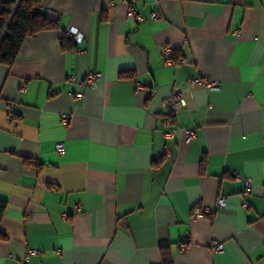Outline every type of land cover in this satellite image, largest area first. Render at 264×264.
<instances>
[{
    "label": "crops",
    "instance_id": "crops-1",
    "mask_svg": "<svg viewBox=\"0 0 264 264\" xmlns=\"http://www.w3.org/2000/svg\"><path fill=\"white\" fill-rule=\"evenodd\" d=\"M41 10L57 28L0 64V264H264V0H43ZM71 27L85 41L64 50ZM90 73L103 74L93 90L80 85ZM196 78L219 88L190 86ZM174 92L184 106L169 127ZM203 207L213 215L192 220Z\"/></svg>",
    "mask_w": 264,
    "mask_h": 264
},
{
    "label": "built area",
    "instance_id": "built-area-1",
    "mask_svg": "<svg viewBox=\"0 0 264 264\" xmlns=\"http://www.w3.org/2000/svg\"><path fill=\"white\" fill-rule=\"evenodd\" d=\"M143 13L139 10H137L134 6H131L128 14L129 20L136 21V22H142L143 21ZM160 18V14L154 13L152 15L153 20H158ZM66 36L73 40L77 45L82 44L85 41V36L84 34L76 27H71L67 30ZM172 55V50L171 49H166L163 53V61L165 66H169L173 64V60L171 59ZM183 65H189L188 62L185 60L181 62ZM103 74L101 73H90L86 76V78L83 80L82 83H80L81 87H86L89 89H96L99 85L100 80L102 79ZM73 81L74 78H71ZM189 85L192 87H203L208 90H218L219 84L217 82L211 81L209 78H196L193 79L189 82ZM136 90H139L141 88L140 84H136L135 86ZM83 95H78L77 98L81 99ZM165 108L168 110V118L164 120V125L165 126H172V120L176 117V115L180 112V110L184 106V102L182 99V95L179 92H174L172 96L165 100L164 102ZM9 113L11 114L10 120L11 122L14 121V116L13 113L16 111V105L15 104H10L8 106ZM72 119L71 115H65L62 119V124L63 126L67 127ZM176 131H171V132H165V137H167L168 140H172L174 138ZM197 138V132L195 130H188L187 131V140L186 142L189 144L193 140ZM65 150V146L63 143H60L56 147V152L58 154H63ZM164 153L166 155H169L171 153L170 149L167 147L164 149ZM235 177L239 179V176L235 174ZM246 187L248 190H251L252 188V181L247 180L246 182ZM82 206H78L77 208L80 210ZM217 208H226L227 207V200L225 198L219 199L216 204ZM213 215V211L208 208V207H203V208H196L193 211V214L191 216L192 220L197 221L198 219H202L205 216H210ZM63 218L66 219V215L62 216ZM186 245L184 241H181L180 243V249L185 250ZM211 250L215 253H222L225 250V245L224 243L220 242H214L211 244ZM32 255H37V251H32Z\"/></svg>",
    "mask_w": 264,
    "mask_h": 264
},
{
    "label": "trees",
    "instance_id": "trees-1",
    "mask_svg": "<svg viewBox=\"0 0 264 264\" xmlns=\"http://www.w3.org/2000/svg\"><path fill=\"white\" fill-rule=\"evenodd\" d=\"M42 1L0 0V64L13 65L28 38L57 28V24L42 13ZM61 46L64 50H73L77 44L65 36ZM6 208L7 201L0 198V222Z\"/></svg>",
    "mask_w": 264,
    "mask_h": 264
}]
</instances>
